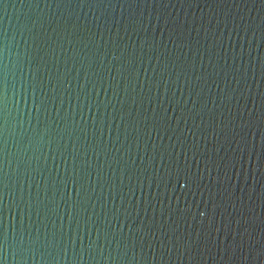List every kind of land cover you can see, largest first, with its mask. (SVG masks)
Listing matches in <instances>:
<instances>
[{
	"label": "water",
	"instance_id": "95a60500",
	"mask_svg": "<svg viewBox=\"0 0 264 264\" xmlns=\"http://www.w3.org/2000/svg\"><path fill=\"white\" fill-rule=\"evenodd\" d=\"M0 264H264V0H0Z\"/></svg>",
	"mask_w": 264,
	"mask_h": 264
}]
</instances>
